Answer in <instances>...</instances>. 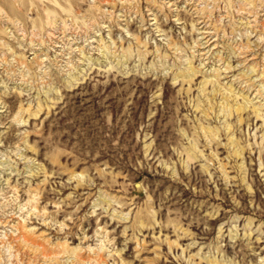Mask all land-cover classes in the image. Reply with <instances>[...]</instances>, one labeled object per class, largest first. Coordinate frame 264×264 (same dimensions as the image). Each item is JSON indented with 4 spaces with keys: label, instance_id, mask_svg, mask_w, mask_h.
Returning a JSON list of instances; mask_svg holds the SVG:
<instances>
[{
    "label": "rangeland",
    "instance_id": "1",
    "mask_svg": "<svg viewBox=\"0 0 264 264\" xmlns=\"http://www.w3.org/2000/svg\"><path fill=\"white\" fill-rule=\"evenodd\" d=\"M0 264H264V0H0Z\"/></svg>",
    "mask_w": 264,
    "mask_h": 264
}]
</instances>
